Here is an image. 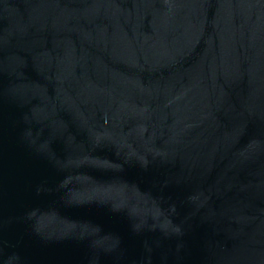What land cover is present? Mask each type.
<instances>
[{
    "label": "water",
    "instance_id": "1",
    "mask_svg": "<svg viewBox=\"0 0 264 264\" xmlns=\"http://www.w3.org/2000/svg\"><path fill=\"white\" fill-rule=\"evenodd\" d=\"M0 264H264V0H0Z\"/></svg>",
    "mask_w": 264,
    "mask_h": 264
}]
</instances>
